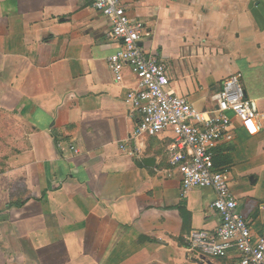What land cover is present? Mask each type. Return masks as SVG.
Listing matches in <instances>:
<instances>
[{
    "label": "crops",
    "instance_id": "0c3cea01",
    "mask_svg": "<svg viewBox=\"0 0 264 264\" xmlns=\"http://www.w3.org/2000/svg\"><path fill=\"white\" fill-rule=\"evenodd\" d=\"M93 2L0 0V126L17 147L0 172V264H237L235 250L216 258L190 243L220 215L213 189L182 196L181 174L168 177L172 134L130 139L137 80L125 67L116 81L108 58L121 45ZM123 2L151 28L144 45L164 58L170 91L198 109L242 72L259 128L232 115L233 140L215 161L231 169L238 210L261 235L264 0Z\"/></svg>",
    "mask_w": 264,
    "mask_h": 264
},
{
    "label": "built area",
    "instance_id": "2783aa9c",
    "mask_svg": "<svg viewBox=\"0 0 264 264\" xmlns=\"http://www.w3.org/2000/svg\"><path fill=\"white\" fill-rule=\"evenodd\" d=\"M93 7L110 19L109 37L121 45L108 58L116 81L123 80L125 67L137 80L127 93L130 115L137 118L130 139L171 133L167 145L171 166L168 177L174 171L181 174L182 196L193 189L211 188L216 193L212 207L220 215L219 226L213 232L192 231L190 243L205 255L223 258L235 250L237 264H264V230L261 235L253 234L231 190V169L218 167L215 161L219 145L233 140L232 115L241 124L259 128L258 106L246 97L242 72L223 79L212 96L214 107L200 110L187 98L170 91L164 58L156 51H147L144 45L152 35L144 19L130 15L123 0H94ZM71 149L79 151L74 145Z\"/></svg>",
    "mask_w": 264,
    "mask_h": 264
},
{
    "label": "rangeland",
    "instance_id": "374dc122",
    "mask_svg": "<svg viewBox=\"0 0 264 264\" xmlns=\"http://www.w3.org/2000/svg\"><path fill=\"white\" fill-rule=\"evenodd\" d=\"M17 127L19 128L20 126L13 125V130L16 132ZM4 131L3 125L2 127L0 126V172L8 169V158L17 152V147L7 143L6 137H4Z\"/></svg>",
    "mask_w": 264,
    "mask_h": 264
},
{
    "label": "water",
    "instance_id": "95a60500",
    "mask_svg": "<svg viewBox=\"0 0 264 264\" xmlns=\"http://www.w3.org/2000/svg\"><path fill=\"white\" fill-rule=\"evenodd\" d=\"M147 162V161H146Z\"/></svg>",
    "mask_w": 264,
    "mask_h": 264
}]
</instances>
